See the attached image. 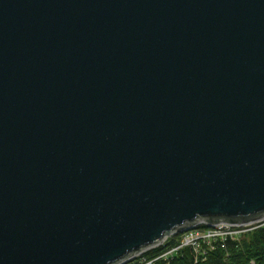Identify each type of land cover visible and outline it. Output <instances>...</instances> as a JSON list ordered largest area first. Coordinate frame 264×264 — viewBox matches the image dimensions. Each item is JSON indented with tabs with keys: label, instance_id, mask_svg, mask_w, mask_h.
<instances>
[{
	"label": "water",
	"instance_id": "1",
	"mask_svg": "<svg viewBox=\"0 0 264 264\" xmlns=\"http://www.w3.org/2000/svg\"><path fill=\"white\" fill-rule=\"evenodd\" d=\"M263 219L264 0H0V264Z\"/></svg>",
	"mask_w": 264,
	"mask_h": 264
},
{
	"label": "built area",
	"instance_id": "2",
	"mask_svg": "<svg viewBox=\"0 0 264 264\" xmlns=\"http://www.w3.org/2000/svg\"><path fill=\"white\" fill-rule=\"evenodd\" d=\"M262 224H264V219L248 225H232L225 222L208 224L201 221L192 227L165 236L161 244L135 255L121 264H154L158 260L172 258L187 247L198 256L213 249L215 243L223 247L227 239L236 240L244 231ZM154 250L158 251L154 256H149L148 253Z\"/></svg>",
	"mask_w": 264,
	"mask_h": 264
},
{
	"label": "trees",
	"instance_id": "3",
	"mask_svg": "<svg viewBox=\"0 0 264 264\" xmlns=\"http://www.w3.org/2000/svg\"><path fill=\"white\" fill-rule=\"evenodd\" d=\"M157 251L148 255L154 256ZM154 264H264V224L244 231L236 240L227 239L223 247L215 243L204 254L196 256L187 247L172 258Z\"/></svg>",
	"mask_w": 264,
	"mask_h": 264
},
{
	"label": "rangeland",
	"instance_id": "4",
	"mask_svg": "<svg viewBox=\"0 0 264 264\" xmlns=\"http://www.w3.org/2000/svg\"><path fill=\"white\" fill-rule=\"evenodd\" d=\"M125 264H127V263H125Z\"/></svg>",
	"mask_w": 264,
	"mask_h": 264
}]
</instances>
